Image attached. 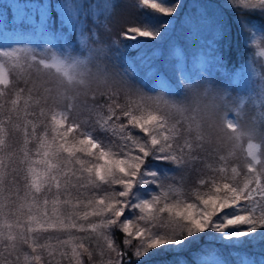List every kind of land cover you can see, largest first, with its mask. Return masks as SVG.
I'll return each mask as SVG.
<instances>
[{"label": "snow or ice", "instance_id": "obj_1", "mask_svg": "<svg viewBox=\"0 0 264 264\" xmlns=\"http://www.w3.org/2000/svg\"><path fill=\"white\" fill-rule=\"evenodd\" d=\"M180 2L138 0L163 17ZM229 2L246 46L264 44L247 22L264 14V0ZM50 7L29 0L0 19V264H91L93 239L101 258L114 254L101 264H139L205 233L233 247L264 239V74L249 61L233 95L203 56L188 68L177 49L178 87L168 94L179 99L151 95L134 75L153 74L149 59L128 63L119 41L105 48L96 37L106 25L87 27L110 3L58 0V23ZM169 27L146 20L121 36L163 39ZM210 62L222 66L214 46ZM159 88L168 92L167 82ZM188 176L196 187L186 199L178 185ZM197 264L223 262L204 255Z\"/></svg>", "mask_w": 264, "mask_h": 264}, {"label": "trees", "instance_id": "obj_2", "mask_svg": "<svg viewBox=\"0 0 264 264\" xmlns=\"http://www.w3.org/2000/svg\"><path fill=\"white\" fill-rule=\"evenodd\" d=\"M1 1V0H0ZM10 1V0H7ZM24 4L29 0H17ZM112 5L110 12L101 14L100 16L93 19L88 18L87 27H95L96 23L106 25L96 30V37L102 39L105 44V48L109 47L112 40L119 41L120 45L124 48L125 57L128 63L132 64L137 49L131 50V41L123 39L121 33L128 27L140 26V24L146 20H165L173 21L172 32L169 36L165 37L164 45H168L171 41L178 42L185 47L187 44V37L195 33L194 38L199 39L200 36L196 33L193 25L200 19V24L206 21H214L218 25V30L215 34H209L202 40L203 49L208 51L207 60L209 61L208 71L211 72L212 80L219 87L227 86L228 82L230 85L227 87L230 89L233 95H235L234 89L237 88V82L234 77L239 70H242L249 61H251L259 70L260 73L264 74V67L261 64V56L259 54V48L262 44H249L246 46L245 37L240 33L239 25L236 23V12L233 11V6L229 0H181L180 7L173 17L156 16L151 13L150 10L143 8L139 5L138 0H107ZM47 2L52 5L48 10L49 18L56 20L58 23L57 11L55 5L58 0H31V3ZM87 3L102 4V0H86ZM9 6V3L0 2V6ZM31 5H28L30 7ZM9 8V7H8ZM249 24H254L259 30L264 31V14L259 12H253L247 17ZM71 41L75 45V37H70ZM151 40H149L150 42ZM151 44H158L157 40H152ZM148 45V52L151 50V46ZM214 46L216 52L222 57V66L217 70L213 66L211 61V49ZM153 48V47H152ZM115 51V48L109 50V55ZM207 54V53H206ZM260 57V58H259ZM111 70V69H110ZM137 71L134 75L136 80L141 81L144 85V90L149 92L151 95L157 92L159 85H155V81L152 84L147 82V77ZM258 79V78H257ZM178 87V81L171 84L168 87L167 93H175ZM174 98L175 95H171ZM126 97L122 96L120 103H125ZM194 178L189 176L188 181L193 182ZM212 234V233H209ZM214 235V234H213ZM113 240H115L123 250L125 245L122 243V237L114 232ZM212 238V237H211ZM207 234H201L199 237H194L188 241V246L176 251H167L163 255L160 252L154 254L155 257H150L140 261L139 264H164V260L167 264H178L181 258H185L184 261L187 263H193L194 252H201L205 250V253L215 255L216 257L224 260H231L228 264H238L241 256L252 257L254 264H261L264 261V239H258L257 241H247L245 243L238 244L233 247L230 243L220 242L215 239H211ZM135 243V241H133ZM157 254V255H156ZM113 255V254H112ZM196 257V255H195ZM114 259V258H113ZM99 251L93 248V258L91 264L101 262ZM169 260V262H168ZM190 260V261H188ZM184 261H181L183 264ZM195 263V261H194ZM62 264H68V261L64 259ZM85 264H90L87 257H85ZM197 264V263H196Z\"/></svg>", "mask_w": 264, "mask_h": 264}, {"label": "rangeland", "instance_id": "obj_3", "mask_svg": "<svg viewBox=\"0 0 264 264\" xmlns=\"http://www.w3.org/2000/svg\"><path fill=\"white\" fill-rule=\"evenodd\" d=\"M5 1H6V4L9 3L10 6H8L9 8L4 7L5 5L0 6V13H2V17H0V19H6L8 21H11L12 18L18 14V9H17L18 4H22V3L18 2L17 0H10V1L1 0L0 2H5ZM102 1H103L102 4L105 2H108L107 0H102ZM93 4H95V3L93 2ZM19 7H24V5H19ZM30 7H35V6L31 5ZM32 15L34 17H38V11L36 9H32ZM151 20L155 21V19H151ZM167 22L169 23L170 27L167 29V34L164 36V38L171 34L172 28H173L172 26L174 24L173 21H167ZM193 28H195V31L198 30L196 33L200 36V38L195 39L194 38L195 33L192 34L191 37L188 36L187 37V44L188 45H186L185 47H182L181 44H179L178 42H174V41H171L168 45H164L163 44L165 41L164 38L163 39L157 38L158 44H151V45H149V43L152 42V40L150 38H139L138 42L137 41H131L132 42L130 45L131 50L138 48L136 50L137 53L134 57L135 59L132 60V64L139 65L140 58L146 57L150 61V67L155 69V71L153 72L152 75H148L147 74L148 73L147 67H139L138 68V71L141 70L140 72L143 73V75H145L147 77V79H146L147 82L152 84V81H155L156 82L155 85L158 86L159 81L161 79H163L164 81L167 82L168 87H169L171 84L176 83L178 81V74L175 70V65L177 64V60H176V57L174 55V52L177 49H179V51L182 53L183 58H184V62L188 68H192L194 62L201 56H203L204 59L206 61H208L207 60L208 51L207 50H206V52L204 51L203 45H202V40L209 34H215L216 31L218 30V25L216 22H214L212 20L206 21V22L203 21L202 24H200V19H199V21L196 22V25H193ZM149 40H151V41L149 42ZM148 45L151 46V50H149V52H148ZM262 50H264V44H262L260 46V48L258 50L259 54ZM261 64L264 67V56H261ZM253 66L256 69V71L259 72V70L257 69V67L254 64H253ZM207 67L209 68V64H207ZM245 67L236 73V75L234 77L235 82H237V80H238L237 74L243 73ZM226 82H228L227 86L230 85L229 81H226ZM223 87H225V85L222 86V88ZM228 90L230 91L229 88H228ZM158 94H163L164 97L166 99H169V100H178L179 99V97L174 98L173 96L169 95L167 92L161 93L160 88L157 89V92L153 93L152 95H158ZM126 102H127V100L125 101V103ZM188 178H189V176L186 177L183 185H178V187H180V189H181L182 194L184 195V198H186V199L189 198L190 196L194 195L192 190L196 187L194 180H193V182H190V181H188ZM206 234L209 238L212 237L211 239H215V240L220 241V242L230 243L228 241H224L219 235H216V234L213 235V234H209V233H206ZM53 235L55 236V234H53ZM43 238L44 237H42V239ZM244 239H246V238H244ZM247 241L253 242V240H249L248 238H247ZM255 241H257V240H255ZM54 242H55V239H53V243ZM91 243L93 244V248L96 249L95 245H96L97 241L95 239H93ZM187 246H188V241H186L185 244L179 248L166 247V248L158 249V250H155L152 253H150V255L148 257H146L145 259H148L150 257H155L154 254L157 252H160V251H161L160 255H163L165 252H167L169 250L176 251V253L177 252L179 253V250L186 248ZM100 248H103V242L102 241H100ZM100 248H97V250L99 252H100ZM195 255H196V257H195ZM204 255H211V254L205 253V250L201 251V252H194L193 259H194L195 263H194V261H193V263H191V262L187 263V261H184L185 258H181V261H184L183 264H196L200 260V258ZM109 258H114V254L113 255L111 254V256H109V254L107 253V250L105 249V256L101 259H103L106 262ZM248 258L253 261V258L251 256ZM65 259L67 260V258H65ZM223 259L224 260L220 259L223 262V264H228L231 261V260H227L228 259L227 257H224ZM188 261H190V260H188ZM163 262H164V264H167L165 260ZM168 262H169V260H168ZM94 263L95 264H101L100 261H99V263H96L94 261ZM68 264H69V262H68ZM238 264H239V262H238Z\"/></svg>", "mask_w": 264, "mask_h": 264}]
</instances>
